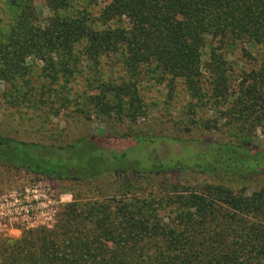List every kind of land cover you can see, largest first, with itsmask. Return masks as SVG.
<instances>
[{
  "label": "trees",
  "instance_id": "trees-1",
  "mask_svg": "<svg viewBox=\"0 0 264 264\" xmlns=\"http://www.w3.org/2000/svg\"><path fill=\"white\" fill-rule=\"evenodd\" d=\"M1 87L20 123L51 99L104 126L62 144L0 134L1 167L115 180L0 239V264H264V0H0ZM161 87L186 96L177 132L118 131L152 119Z\"/></svg>",
  "mask_w": 264,
  "mask_h": 264
},
{
  "label": "rangeland",
  "instance_id": "rangeland-1",
  "mask_svg": "<svg viewBox=\"0 0 264 264\" xmlns=\"http://www.w3.org/2000/svg\"><path fill=\"white\" fill-rule=\"evenodd\" d=\"M37 2L40 3L41 0H37ZM46 15H48V11L44 10V16ZM243 67L245 66H239L238 68ZM2 90L3 87L0 88V92ZM158 98L159 101L157 102L161 104L159 105L160 107L156 108L154 114L151 115L152 119L149 116L141 118L137 121V126L135 124L132 125L131 122H126L119 126L118 131L125 132L135 127L136 129L139 128L140 130L153 133L177 132L172 124L179 120L178 117L182 113L180 104H183L186 96L182 94L178 100H169L165 96L162 87L153 89L148 94L150 102L154 99L156 101ZM166 98L169 102L171 101L169 108V104H166ZM44 101L46 103L37 109L36 112L24 108L28 115H24L23 120V117H21L22 123H20L13 109L6 111L1 107L0 98V134L16 136L22 140L37 141L44 144H62L86 134H100L104 129L99 119L95 117L91 119L84 117L72 118L67 115L69 109H61L59 103L53 105L54 101L51 99ZM71 101L74 103L75 99H71ZM26 116L33 117V119L29 120ZM168 118L174 121L170 122ZM183 134L184 136L195 138L219 137L217 134L202 133L194 128L191 131L186 128ZM114 180L115 177L107 176L102 177L100 182L95 181L93 184H76L72 181L57 180L0 166V217H4V221L0 219V239H19L26 230L53 226L58 221L62 206L75 201V188L82 191L84 195L93 196L97 195V191L93 187L94 184L96 186L103 185ZM157 180L160 181L159 179ZM188 180L203 182L209 179L202 175L188 177L174 175L171 176L169 183L176 184L179 181L187 183ZM149 181L150 183L155 182V180L151 179ZM252 184L257 185V183ZM237 188L240 189V185ZM103 189L105 190L106 188ZM84 198L86 197L84 196ZM26 215H29V217Z\"/></svg>",
  "mask_w": 264,
  "mask_h": 264
},
{
  "label": "built area",
  "instance_id": "built-area-1",
  "mask_svg": "<svg viewBox=\"0 0 264 264\" xmlns=\"http://www.w3.org/2000/svg\"><path fill=\"white\" fill-rule=\"evenodd\" d=\"M26 216L29 217V215H26ZM0 219H2L4 221V217L3 216H1Z\"/></svg>",
  "mask_w": 264,
  "mask_h": 264
}]
</instances>
